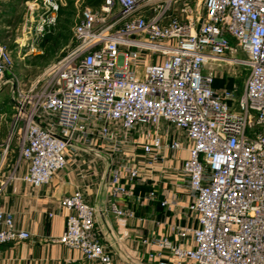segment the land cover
Segmentation results:
<instances>
[{"label": "built area", "instance_id": "2783aa9c", "mask_svg": "<svg viewBox=\"0 0 264 264\" xmlns=\"http://www.w3.org/2000/svg\"><path fill=\"white\" fill-rule=\"evenodd\" d=\"M32 6L21 42L36 56L65 0ZM75 7L72 43L26 87L6 79L11 51L0 45V87L11 88L2 163L18 154L5 183L39 189L71 167L88 183L60 199L68 216L53 242L88 262L114 264L87 189L102 188L103 212L124 227L133 213L117 201L151 204L154 189H134L160 186L147 173L171 171L187 196L186 224L168 226L173 239L141 238L149 264H264V0H102L97 7L76 0ZM220 64L243 67L241 89L213 87L208 66ZM29 237L0 208V255Z\"/></svg>", "mask_w": 264, "mask_h": 264}, {"label": "crops", "instance_id": "0c3cea01", "mask_svg": "<svg viewBox=\"0 0 264 264\" xmlns=\"http://www.w3.org/2000/svg\"><path fill=\"white\" fill-rule=\"evenodd\" d=\"M26 1L29 4L31 0ZM25 37L26 33L18 40L22 41ZM29 44L30 42H27V45ZM39 45L40 43L38 47ZM27 55L28 53H24L23 57ZM213 87H219L215 84V80ZM0 106V208L12 215L17 230L30 235L28 240L1 247L0 264H98L83 260L78 252L53 242L64 232L68 216V211L59 204L60 199L88 183L79 180L75 170L69 167L58 172L50 184L39 189L22 182L5 183V177L10 173L14 163L10 156L2 163L1 144L9 129L10 114L6 117L1 102ZM178 155L181 159L187 157L186 152H180ZM172 163L171 159H167L165 166L168 167ZM22 172L23 166L19 174ZM146 177L161 182V187L152 184L138 186L134 189V193L145 194L154 189L157 192V199L149 205L139 204L126 198L119 199L117 205L133 213V217L127 219L124 227L120 226L119 221L112 214L103 212L109 200L105 197L102 188L93 185L87 189L89 203L98 210L95 216L96 229L103 236L105 243L113 245L110 250L113 253L114 264L130 262L149 264L146 258L148 248L141 243V238L173 239L168 226L186 224L187 196L183 189L176 186L179 184L176 175L171 171L166 170L161 173L156 170L151 175L147 173ZM164 199L175 200V206L170 209L161 207L160 202Z\"/></svg>", "mask_w": 264, "mask_h": 264}, {"label": "rangeland", "instance_id": "374dc122", "mask_svg": "<svg viewBox=\"0 0 264 264\" xmlns=\"http://www.w3.org/2000/svg\"><path fill=\"white\" fill-rule=\"evenodd\" d=\"M33 2L34 0H31L27 4L25 0H0V45L8 48L11 51L12 57V67L6 73L5 77L8 80L11 79L20 82L23 87H26L44 69H41L40 66L32 65L34 58H36L35 55L29 53L27 57H23V54L27 53L29 48L27 47V42L24 43L25 47H21L23 42L18 40L19 37L22 38V35L25 34L24 29L27 30L31 25L29 22L34 17V14H32V10H34L32 6ZM68 44L69 41L61 46L54 54V58L62 56L66 51L65 47L69 46ZM238 57L241 59L244 58L243 55ZM208 67H211L216 75L215 84H218L219 87L215 89L218 90L229 83L236 84L238 87L243 85L246 76L243 67L225 64H220L219 67L217 65H210ZM10 92L11 88L9 84L0 91V102L5 109L4 114L6 117H9L10 114ZM1 145L3 150V143ZM8 156L12 158L13 163L18 160V154L16 152L12 153L10 151L6 157Z\"/></svg>", "mask_w": 264, "mask_h": 264}, {"label": "trees", "instance_id": "16d2710c", "mask_svg": "<svg viewBox=\"0 0 264 264\" xmlns=\"http://www.w3.org/2000/svg\"><path fill=\"white\" fill-rule=\"evenodd\" d=\"M26 1V0H25ZM76 0H65V6L61 7L58 14V20L56 27L48 33L40 42V48L43 52L42 55L34 58V66H40V68H45L50 64L51 60H56L58 57L54 58V54L69 41V46L72 43V28L75 24L76 13L75 9ZM102 0H83L84 5L90 7H97ZM68 47V46H66ZM65 47V48H66ZM226 86H231L229 83ZM240 89L242 86L239 87Z\"/></svg>", "mask_w": 264, "mask_h": 264}, {"label": "water", "instance_id": "95a60500", "mask_svg": "<svg viewBox=\"0 0 264 264\" xmlns=\"http://www.w3.org/2000/svg\"><path fill=\"white\" fill-rule=\"evenodd\" d=\"M3 88H4V86H1V87H0V91H2Z\"/></svg>", "mask_w": 264, "mask_h": 264}]
</instances>
